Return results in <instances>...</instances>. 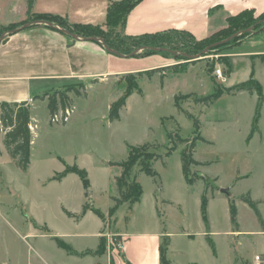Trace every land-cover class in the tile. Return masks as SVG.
Instances as JSON below:
<instances>
[{"label": "rangeland", "instance_id": "rangeland-1", "mask_svg": "<svg viewBox=\"0 0 264 264\" xmlns=\"http://www.w3.org/2000/svg\"><path fill=\"white\" fill-rule=\"evenodd\" d=\"M259 16L255 13L254 19ZM20 24L10 26L25 25ZM10 26L3 27L7 29L3 34H10ZM116 31L124 37L120 26ZM168 36L171 43L164 44L168 51L127 59L111 56L125 68L149 67L158 59L172 65L89 80L83 83L85 90L79 82L61 88L81 93H69L66 123H50L45 96L31 103L28 172L20 171L9 156L0 127V264H43L37 250L49 264H94L92 258L69 256L50 238L44 239L51 236L50 230L85 257L102 255L106 249L120 252L121 231L129 235L157 229L167 236L164 247L169 246L167 257L174 264H264V53L254 62L233 59V48L240 44L236 43L215 46L217 50L199 56L188 36ZM175 65L182 66L178 72L164 69ZM218 70L223 78L217 77ZM217 92L220 97L211 103L200 101ZM121 100L126 105L120 119L112 122L111 106ZM193 143V152L188 151ZM146 144L149 153H141L126 186V194L133 192L136 178L143 190L140 204L132 213L130 197L111 217L108 211L119 198V165L127 161L129 146ZM143 162L158 175L142 172ZM67 167L85 170L90 187L76 174L57 181ZM184 168L193 185H188ZM205 193L207 226L201 209ZM167 201L173 204L166 205ZM82 205L105 218L104 238L95 253L86 252L95 246L100 220L91 214L77 224L64 212L80 211L81 217Z\"/></svg>", "mask_w": 264, "mask_h": 264}, {"label": "crops", "instance_id": "crops-1", "mask_svg": "<svg viewBox=\"0 0 264 264\" xmlns=\"http://www.w3.org/2000/svg\"><path fill=\"white\" fill-rule=\"evenodd\" d=\"M113 1L122 0H0V28L22 23L34 14L60 16L70 25L104 26L109 4ZM244 11L261 15L264 12V0H142L129 13L124 33L127 36L139 37L176 31L187 33L201 41L225 29L229 17ZM263 45L264 28L235 46L232 58H249L254 62L264 53ZM113 59L116 58L99 43L74 42L70 36L45 24H36L16 34H10L7 43L0 44V104L28 103L30 106L46 94L63 90L61 88L71 83L83 84L111 75H124L172 65V61L158 59V63L149 67L125 68L118 60ZM42 101L45 102L46 99ZM139 204L140 201L132 209L129 207V210L133 213L135 206ZM170 204L173 203L167 201L166 205ZM64 212L77 224L83 223L91 214L100 220L95 234V246L86 253L97 252L104 238V221L91 210L81 217L80 211L73 213L64 208ZM50 232L51 236H44V239L50 238L69 256L92 258L94 264H162L161 251L164 249V238L167 237L158 229L152 233L146 231L129 235L121 231L124 240L120 252H109L106 249L102 255L84 257L81 256L83 252L78 255L71 254L60 248L54 238L60 239L70 247L71 245ZM208 234L210 233L207 232L206 235ZM168 249L169 246L164 249L166 256ZM37 252L38 261L49 264L42 252ZM212 254L214 257L218 256L214 252ZM168 259L174 264L173 259Z\"/></svg>", "mask_w": 264, "mask_h": 264}, {"label": "trees", "instance_id": "trees-1", "mask_svg": "<svg viewBox=\"0 0 264 264\" xmlns=\"http://www.w3.org/2000/svg\"><path fill=\"white\" fill-rule=\"evenodd\" d=\"M142 0H122V1H113L109 4L106 16V23L104 26H94V25H70L66 19L60 16H53L48 14H34L30 15L28 18L29 21L22 22L20 24L23 25L26 22L31 21H45L52 23L54 27L59 29H64L70 31L72 34L77 35L79 38L88 39V38H99L103 39L104 43L110 47L111 49L119 52L124 56H130L134 51L140 50L143 47H153V48H163L165 49V45L167 43H171L169 36L171 33H181L183 35L191 38L192 43L194 44L195 54L201 53L204 49L211 46L214 43L220 42L222 40L227 39L228 37L241 32L253 28L256 32L261 31L264 28V12L259 16L257 20L254 19L253 11H244L237 16L229 17L227 20V27L221 30L218 33L210 36L207 39L197 41L193 36L184 33V32H166V33H158V34H147L139 37H131L127 36L124 33V37L121 35V31H116L117 26H120L121 30L124 32L126 28L127 18L129 13L138 5ZM11 30L15 29L13 26ZM2 33H0V38L2 34L7 32L6 28H0ZM254 33H245L236 38H234L228 44H225L223 47H228L236 43H241L245 39L252 36ZM101 45V44H100ZM102 46V45H101ZM103 47V46H102ZM218 47L211 49L210 53L217 50ZM160 52H153L150 50H143L136 54L134 57L138 56H149L152 54H157ZM165 53V52H163ZM167 53V52H166ZM169 54V53H168ZM182 66L175 65L170 66L164 69H171L174 72H178ZM156 71V70H153ZM153 71L149 72V75L153 73ZM145 73V72H144ZM141 73H139L140 75ZM250 81L253 82L251 79ZM81 88H85L83 84L80 85ZM258 96L260 101L263 99V94L261 92V86L258 85ZM85 90V89H84ZM75 92L78 96L81 95L80 91L76 88H66L63 90H58L53 94H46L48 101V109L50 112V123H66L68 120V115L71 111L68 108V102L70 101L69 93ZM130 91L127 94V97L130 96ZM221 95L220 92H217L214 95L208 96L206 98L201 99V102L211 103L214 99L219 98ZM125 100H121L117 103H114L110 109V119L112 122L118 121L120 119V112L125 107ZM60 111V112H59ZM198 125V123H196ZM0 127L5 132V137L3 140L4 146L15 162L16 167L22 172H28L30 164H31V156H32V143H33V134H32V115L31 108L28 103H2L0 104ZM198 127V126H197ZM182 141V140H181ZM184 142V141H182ZM192 151L195 148V143L190 146ZM149 145L142 146H129V155L127 161L119 166L122 167V173L120 176L116 178V185L119 190V198H114L115 205L109 211V215L111 217L115 216V213L119 209V207L126 203L129 198H133L131 202H129L130 209L133 208L135 204H137L141 196L143 194L142 186L137 182L136 178H132L133 184V192L130 190L128 194V190L126 191V186L129 184V172L130 170L140 162L142 156L141 153L144 151L145 155L148 152ZM175 149V147L170 148V153ZM188 151L185 152V158L188 161V164L192 163L190 161L191 155L188 154ZM143 168H141L142 172H144L147 176L156 177L158 174L148 165V162H143ZM69 174H76L84 183L85 187L88 189L90 187V182L88 179V174L85 170H82L78 167H67L63 173H61L57 181H61ZM184 175L187 177L188 173ZM202 180L207 182L206 177H200ZM187 182L189 185H193L195 182L191 178L187 177ZM207 184V183H206ZM207 196L206 193L202 197V216L205 224L207 225V215H206V206H207ZM88 211V207L84 206L82 210L81 216H84ZM97 216H99L105 222V218L102 213L99 211H94ZM232 222L236 221V209L232 206ZM58 244V246L68 253H74L72 247L65 244L58 238H54ZM163 245L166 246L164 243ZM213 252L214 247L212 246ZM103 253V251H101ZM162 264H171L169 259L166 256V250L162 248ZM215 253V252H214Z\"/></svg>", "mask_w": 264, "mask_h": 264}, {"label": "water", "instance_id": "water-1", "mask_svg": "<svg viewBox=\"0 0 264 264\" xmlns=\"http://www.w3.org/2000/svg\"><path fill=\"white\" fill-rule=\"evenodd\" d=\"M36 24H45L47 26H49L50 28H53V29H57L59 31H61L62 33H64L65 35L67 36H70L71 38H73L74 42L76 41H89V42H96V43H99L101 44L105 50L108 52V53H111V54H114V55H117L121 58H130V57H134L136 54H138L140 51H143V50H150V51H153V52H162V51H168L167 49H163V48H153V47H143L141 48L140 50H136L134 51L130 56H124L122 54H120L119 52L111 49L110 47H108L105 43H104V40L103 39H99V38H88V39H82V38H79L77 35L75 34H72L70 31L68 30H64V29H59L57 27H54V25L52 23H49V22H45V21H32L30 23H27L25 25H23L21 28H18V29H14L10 32V34H16L24 29H27L33 25H36ZM250 32H253V28H250L248 30H245V31H241V32H238L232 36H230L229 38H227L226 40L224 41H221L219 43H216V44H212L211 46L207 47L205 50H203L202 53H200L199 56H202V55H205L207 54L210 49H212L213 47L215 46H219V45H222V44H226V43H229L230 41H232L234 38L242 35V34H245V33H250ZM9 34V35H10ZM7 40H8V34H3L2 37H1V40H0V44L1 43H7ZM187 57H194V56H190V55H186ZM197 57V56H196ZM223 192L225 190H222ZM164 249H166V247H164Z\"/></svg>", "mask_w": 264, "mask_h": 264}, {"label": "built area", "instance_id": "built-area-1", "mask_svg": "<svg viewBox=\"0 0 264 264\" xmlns=\"http://www.w3.org/2000/svg\"><path fill=\"white\" fill-rule=\"evenodd\" d=\"M216 74H217V77H219V78H223L222 72H221L220 70H218V71L216 72ZM255 259H256V261H259V260H260V257L257 256Z\"/></svg>", "mask_w": 264, "mask_h": 264}]
</instances>
